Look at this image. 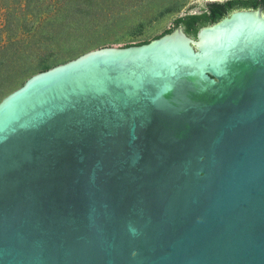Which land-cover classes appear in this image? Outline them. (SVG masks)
I'll use <instances>...</instances> for the list:
<instances>
[{
  "label": "water",
  "instance_id": "obj_1",
  "mask_svg": "<svg viewBox=\"0 0 264 264\" xmlns=\"http://www.w3.org/2000/svg\"><path fill=\"white\" fill-rule=\"evenodd\" d=\"M174 23L0 103V264H264L263 10Z\"/></svg>",
  "mask_w": 264,
  "mask_h": 264
},
{
  "label": "rangeland",
  "instance_id": "obj_2",
  "mask_svg": "<svg viewBox=\"0 0 264 264\" xmlns=\"http://www.w3.org/2000/svg\"><path fill=\"white\" fill-rule=\"evenodd\" d=\"M211 0H0V103L32 77L103 48L141 44Z\"/></svg>",
  "mask_w": 264,
  "mask_h": 264
},
{
  "label": "trees",
  "instance_id": "obj_3",
  "mask_svg": "<svg viewBox=\"0 0 264 264\" xmlns=\"http://www.w3.org/2000/svg\"><path fill=\"white\" fill-rule=\"evenodd\" d=\"M264 8V0H231L225 4L209 3L202 7L203 13L181 17L175 20L177 28L182 27L189 37H196L200 29L219 23L227 15L236 10H257ZM174 31H167L163 36ZM157 38L156 40L162 38ZM150 42L141 43L138 46L147 45Z\"/></svg>",
  "mask_w": 264,
  "mask_h": 264
},
{
  "label": "bare ground",
  "instance_id": "obj_4",
  "mask_svg": "<svg viewBox=\"0 0 264 264\" xmlns=\"http://www.w3.org/2000/svg\"><path fill=\"white\" fill-rule=\"evenodd\" d=\"M211 1H213V2L216 1L217 2V1H226V0H211Z\"/></svg>",
  "mask_w": 264,
  "mask_h": 264
},
{
  "label": "flooded vegetation",
  "instance_id": "obj_5",
  "mask_svg": "<svg viewBox=\"0 0 264 264\" xmlns=\"http://www.w3.org/2000/svg\"><path fill=\"white\" fill-rule=\"evenodd\" d=\"M260 9H262V10H263V14H264V8L262 7V8H260ZM260 9H257V10H260Z\"/></svg>",
  "mask_w": 264,
  "mask_h": 264
}]
</instances>
